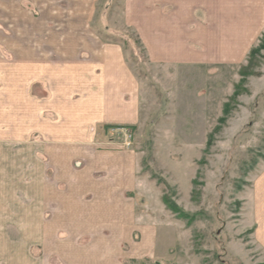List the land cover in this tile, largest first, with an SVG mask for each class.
<instances>
[{
  "label": "crops",
  "instance_id": "0c3cea01",
  "mask_svg": "<svg viewBox=\"0 0 264 264\" xmlns=\"http://www.w3.org/2000/svg\"><path fill=\"white\" fill-rule=\"evenodd\" d=\"M114 1L0 0V264L171 257L162 213L139 211L128 197L147 192L137 154L98 139L101 128L123 135L143 124L139 78L96 23L107 20L104 30L116 34ZM118 3L122 25L156 66L239 64L264 31V0ZM252 195L248 218L264 246V172Z\"/></svg>",
  "mask_w": 264,
  "mask_h": 264
},
{
  "label": "rangeland",
  "instance_id": "374dc122",
  "mask_svg": "<svg viewBox=\"0 0 264 264\" xmlns=\"http://www.w3.org/2000/svg\"><path fill=\"white\" fill-rule=\"evenodd\" d=\"M116 5L118 0L106 14L139 78L144 103L143 124L127 127L132 146L120 145L137 154L138 182L147 192L136 189L128 197L142 206L139 211L162 213V238L166 234L174 238L167 260L264 264V246L255 238L257 224L248 218L247 209L255 180L264 172V49L255 55L243 79L239 70L248 64L246 48L240 50L239 64L185 70L156 66L148 60L135 32L122 25L121 9ZM105 21L97 18V27L104 38L113 40L104 30ZM263 33L257 34L255 47ZM237 83L239 92L232 98ZM226 102L229 113L220 122ZM98 131L102 141L123 143L127 137L126 130L123 135L105 134L103 128ZM164 197L192 217H177L166 207ZM160 203L166 209L159 208ZM167 260L155 257L138 264H166Z\"/></svg>",
  "mask_w": 264,
  "mask_h": 264
},
{
  "label": "trees",
  "instance_id": "16d2710c",
  "mask_svg": "<svg viewBox=\"0 0 264 264\" xmlns=\"http://www.w3.org/2000/svg\"><path fill=\"white\" fill-rule=\"evenodd\" d=\"M113 37H115V39H113L114 41H117L116 37L119 36L118 34H111ZM121 36V35H120ZM118 38V37H117ZM122 38V37H121ZM123 40V39H122ZM124 43H126L127 40H123ZM137 42L140 43V45L143 47L139 37L137 36ZM264 49V33L262 34L261 38H260V42L259 44L256 46V47H253L251 50H250V53H249V58H248V64L247 65H244L242 66V68L239 70V73L242 77V79L248 75L247 73L249 72V69L251 68V65H252V60L253 58L255 57V55L257 53H259L260 50ZM143 50L145 51L144 47H143ZM238 85L239 83H237L235 85V90L232 94V98H234L237 94H238ZM229 113V109H228V104L227 102L225 103L224 105V108H223V116L220 118V122H224L226 117H227V114ZM164 200V203L166 205L167 208H169L171 211H173L174 213H176L179 217V218H188V217H192L191 214L187 213L186 211H184L182 208L179 207V205H177L174 201L170 200V199H165V197L163 198Z\"/></svg>",
  "mask_w": 264,
  "mask_h": 264
},
{
  "label": "built area",
  "instance_id": "2783aa9c",
  "mask_svg": "<svg viewBox=\"0 0 264 264\" xmlns=\"http://www.w3.org/2000/svg\"><path fill=\"white\" fill-rule=\"evenodd\" d=\"M125 130H126L125 135H126L127 137H126V140H125L122 144H123V146H124L125 148H126V147H127V148H130V146H132L131 136L127 134V132H128L127 130H128V129H125Z\"/></svg>",
  "mask_w": 264,
  "mask_h": 264
}]
</instances>
